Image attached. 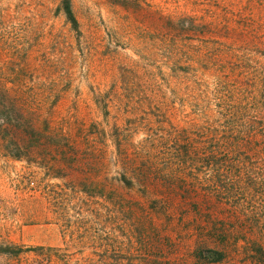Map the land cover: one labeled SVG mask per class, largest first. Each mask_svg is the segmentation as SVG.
<instances>
[{
	"label": "rangeland",
	"instance_id": "374dc122",
	"mask_svg": "<svg viewBox=\"0 0 264 264\" xmlns=\"http://www.w3.org/2000/svg\"><path fill=\"white\" fill-rule=\"evenodd\" d=\"M69 1L77 32L62 0H0V87L77 154L0 150V245L73 253L79 230L85 254L264 264V0ZM216 141L238 151L231 200L181 193Z\"/></svg>",
	"mask_w": 264,
	"mask_h": 264
},
{
	"label": "trees",
	"instance_id": "16d2710c",
	"mask_svg": "<svg viewBox=\"0 0 264 264\" xmlns=\"http://www.w3.org/2000/svg\"><path fill=\"white\" fill-rule=\"evenodd\" d=\"M61 11L63 12L66 22L71 26L72 30L77 32L78 24L73 15L70 1L62 0ZM203 24L201 26H208ZM192 28L197 27L195 24ZM38 113L29 109L24 99L14 91H9L5 87H0V150L4 157H8L13 161H24L26 164H37L35 158H45L52 156L55 158L61 156L64 159H72L77 154L74 152L70 144L58 134L50 124L37 115ZM225 143L216 141L208 151L197 148V154L194 155L197 172L199 175L192 176L190 182L183 183L178 187L181 193L190 192L196 195H202L206 199L214 197L216 199L223 198L226 201L231 200L225 193L224 170L226 167H241L235 153L234 148H227ZM263 150V149H262ZM260 149V151H262ZM256 154L260 151L255 150ZM234 155V157H233ZM74 162L75 161H70ZM182 163V162H181ZM67 167H73L67 165ZM243 167H262L254 160L247 161V165ZM207 168V170H206ZM74 171L75 168H69ZM206 170L203 172V170ZM196 171V169H194ZM149 169L143 168V172ZM211 172V176L209 174ZM202 174V178L200 177ZM151 177V175H150ZM148 177V179H150ZM122 180H125L124 178ZM123 183L125 181H122ZM125 184V183H124ZM128 184V183H127ZM263 190V189H262ZM258 198H264V191H255ZM86 193V191H84ZM202 193V194H200ZM103 196V195H101ZM119 205L125 208L139 209L138 205H129L128 203L118 199ZM77 230L78 246L76 251L70 253L66 249L52 247H23L20 245H0V257H5L11 264H20L22 258L31 254L33 256L30 264H158L161 263L156 256L149 254H141L137 251H127L122 253V247H113L108 249L104 247L102 252L93 251L85 254L87 243ZM95 249V246H91ZM101 248V247H98ZM216 256L213 262L222 260L221 253H212Z\"/></svg>",
	"mask_w": 264,
	"mask_h": 264
}]
</instances>
